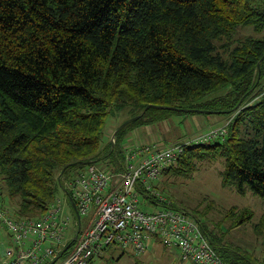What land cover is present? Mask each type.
<instances>
[{
	"label": "trees",
	"instance_id": "16d2710c",
	"mask_svg": "<svg viewBox=\"0 0 264 264\" xmlns=\"http://www.w3.org/2000/svg\"><path fill=\"white\" fill-rule=\"evenodd\" d=\"M245 29L264 32V0H0L4 206L41 217L87 163L119 172L123 139L182 114L232 123L224 142L187 146L163 175L189 179L223 159V187L264 198V38ZM138 116L105 142L109 118L118 129ZM237 211L234 226L254 217Z\"/></svg>",
	"mask_w": 264,
	"mask_h": 264
},
{
	"label": "built area",
	"instance_id": "2783aa9c",
	"mask_svg": "<svg viewBox=\"0 0 264 264\" xmlns=\"http://www.w3.org/2000/svg\"><path fill=\"white\" fill-rule=\"evenodd\" d=\"M231 123L229 119L174 144L129 148L119 172L88 165L73 181L64 182L68 200L58 196L39 218L11 214L0 189V223L11 243L0 264H92L110 246L141 255L155 243L179 251L184 262L229 264L217 253L198 218L173 206L158 183L187 146L224 142ZM111 141L115 144V135ZM141 191L147 209L153 211L142 208ZM74 210L79 219L72 215ZM84 218H89L85 227ZM72 224L73 238L69 237Z\"/></svg>",
	"mask_w": 264,
	"mask_h": 264
},
{
	"label": "rangeland",
	"instance_id": "374dc122",
	"mask_svg": "<svg viewBox=\"0 0 264 264\" xmlns=\"http://www.w3.org/2000/svg\"><path fill=\"white\" fill-rule=\"evenodd\" d=\"M240 35H253L257 38H264V32L255 33L251 29L243 30ZM261 87L264 89V79L261 82ZM127 118V113H123L120 121ZM194 120L196 124L193 123ZM214 120H217V122L207 123ZM226 122V118L215 115L182 114L172 117L161 125L142 129V132L146 131L143 137H131L139 135L136 129L130 134L131 136L123 139L121 146L123 148L125 146H130L129 148L140 147L144 144H152L154 142L151 141L152 139L163 145L174 144L184 140L193 133L205 132ZM118 126V120L113 118L107 120L105 142H110ZM109 164V161H105L97 165L106 168L104 165ZM223 170V159L200 162L198 163V170L191 178L187 179L176 174L163 175L158 183V188L173 206L188 211L197 217L206 233L214 240V243L238 255L241 264H264V221L259 225L264 217V198L251 192L242 195L233 186L223 187L221 176ZM3 191L1 189V193L4 195ZM59 195L65 201L68 200L63 192H60ZM3 198H5V195ZM140 203L144 210H154L147 209L146 206L148 204L143 197L140 198ZM5 207L11 214H14L15 210L18 209V201H7ZM233 207L238 209L236 215L245 209H249L253 211L254 217L245 224L234 226L235 217L230 216V209ZM74 231V225H72L69 230V237L73 235ZM10 246L9 233L3 224L0 223V258ZM92 264L192 263L184 262L179 251L166 249L164 246L155 243L141 256L116 246L96 258Z\"/></svg>",
	"mask_w": 264,
	"mask_h": 264
},
{
	"label": "crops",
	"instance_id": "0c3cea01",
	"mask_svg": "<svg viewBox=\"0 0 264 264\" xmlns=\"http://www.w3.org/2000/svg\"><path fill=\"white\" fill-rule=\"evenodd\" d=\"M209 120H211V119H209ZM123 121V120H122ZM217 122V120H214V121H209V122H207L208 124H210V123H216ZM193 123H195L196 124V121L194 120L193 121ZM145 128H147V127H140V128H137V131H138V133H139V135L138 136H136V135H134V136H131L130 134H132L135 130H133L128 136H131V137H143L145 134H146V131H143L142 132V129H145ZM151 141H154L153 143H158V142H156L154 139H152ZM130 142V141H129ZM131 143V142H130ZM129 147L130 146H125L124 147V150H127V149H129ZM90 218V217H89ZM89 218H84L82 221H83V226L85 227L86 225H87V223H88V221H89ZM72 236V238H73V235H71ZM167 249V248H166ZM109 250H112V249H109ZM109 250H107V251H109ZM106 251V252H107ZM103 255V254H102ZM101 255V256H102Z\"/></svg>",
	"mask_w": 264,
	"mask_h": 264
},
{
	"label": "water",
	"instance_id": "95a60500",
	"mask_svg": "<svg viewBox=\"0 0 264 264\" xmlns=\"http://www.w3.org/2000/svg\"><path fill=\"white\" fill-rule=\"evenodd\" d=\"M264 58V57H263ZM261 65H260V63H259V65H258V69H259V76H260V73H261V67H260ZM139 118V116L138 117H135V118H132V119H130V120H127V121H125L118 129H117V131L115 132V134L114 135H116L117 134V132L119 131V130H121V129H123L124 127H126L128 124H130V123H132V122H134V121H136L137 119ZM88 165H90V163H87V166ZM65 171V169L63 170V172ZM77 217H78V219H79V216L77 215Z\"/></svg>",
	"mask_w": 264,
	"mask_h": 264
},
{
	"label": "bare ground",
	"instance_id": "6f19581e",
	"mask_svg": "<svg viewBox=\"0 0 264 264\" xmlns=\"http://www.w3.org/2000/svg\"><path fill=\"white\" fill-rule=\"evenodd\" d=\"M210 129H211V128H210ZM196 133H198V132H196ZM193 134H194V133H193ZM92 164H95V163H92ZM92 164H90V165H92ZM95 165H97V164H95ZM101 168H102V167H101ZM104 169H106V168H104ZM53 203H54V202H53ZM53 203H52V204H53ZM52 204H51V205H52ZM72 215H78L77 211L74 210V211L72 212ZM72 225H73V224H72ZM111 247H112V246L108 247V248L104 251V253H105L108 249H111ZM113 247H114V246H113ZM115 247H116V246H115ZM115 247H114V248H115ZM122 249H124V248H122ZM124 250H128V249H124ZM130 251H131V250H130ZM131 252H133V251H131ZM104 253H103V254H104ZM133 253H134V252H133ZM145 253H146V252H145ZM145 253H143V254H141V255H144ZM134 254L137 255L136 253H134ZM141 255H137V256H141ZM100 256H101V255H100ZM100 256H99V257H100ZM97 258H98V257H97ZM95 259H96V258H95ZM95 259H94V260H95ZM94 260H93V261H94ZM93 261H92V263H93Z\"/></svg>",
	"mask_w": 264,
	"mask_h": 264
}]
</instances>
